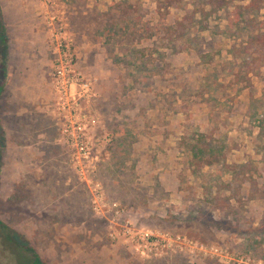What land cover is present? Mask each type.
Returning a JSON list of instances; mask_svg holds the SVG:
<instances>
[{"label":"rangeland","instance_id":"obj_1","mask_svg":"<svg viewBox=\"0 0 264 264\" xmlns=\"http://www.w3.org/2000/svg\"><path fill=\"white\" fill-rule=\"evenodd\" d=\"M113 1L0 0V264H32L31 247L45 264H264V63L250 86L232 82L247 69L225 51L232 7L204 33L224 49L205 73L224 84L190 125L175 101L193 95L203 65L179 53L172 73L144 86L85 18ZM57 35L77 54L67 88L54 76ZM206 123L228 165L195 174L176 147Z\"/></svg>","mask_w":264,"mask_h":264},{"label":"trees","instance_id":"obj_2","mask_svg":"<svg viewBox=\"0 0 264 264\" xmlns=\"http://www.w3.org/2000/svg\"><path fill=\"white\" fill-rule=\"evenodd\" d=\"M229 7H232V10L225 18L224 32L228 34L227 37L234 38V43L225 51L228 55L232 54L235 59L246 61V71H237L232 79V82H245L241 88H246L251 84L248 74L257 72L256 70L264 63V13L261 15L264 0H154L152 9L143 7L139 1L114 0L108 10H92L85 18L90 20L94 18L97 26L95 33L109 42L108 44L112 43L110 48L116 63L119 66L122 63H131L139 75H143L139 82L147 87L152 85L153 89L158 78L164 73H172L175 68L169 59L171 56L189 51L195 53L205 68L202 73L205 78L200 85L193 87L191 91L193 95L184 97L179 93L180 99L176 98L175 101L178 109L174 111L185 114V120H191V125L193 119L195 121L197 118L194 116L193 107L204 100L207 101L205 98L209 97L205 96H213L218 87L224 84L217 85L210 80V75L205 73L215 70L213 63L217 56L223 55L224 49L216 50V45L213 46L212 41H209L204 33L209 31L210 19ZM173 8L181 10L182 16H173L171 13ZM0 39L3 45L8 44V33L1 7ZM114 52H117V55ZM219 78L221 77L217 75L215 82H218ZM183 86L184 93L188 88V82ZM220 94L228 96L227 93ZM193 96H200L202 100L198 101L194 99L195 97L192 98ZM204 117L205 122L209 124L210 113L206 111L201 118ZM209 125L191 136L184 133L176 147L188 157V168L195 174L200 173L205 167L228 165L226 149L228 145L214 138L212 127ZM183 126L187 127L186 124ZM0 225L8 228L1 219ZM29 250L32 252L30 259L32 264H45L37 250L32 247Z\"/></svg>","mask_w":264,"mask_h":264},{"label":"built area","instance_id":"obj_3","mask_svg":"<svg viewBox=\"0 0 264 264\" xmlns=\"http://www.w3.org/2000/svg\"><path fill=\"white\" fill-rule=\"evenodd\" d=\"M57 41L54 76L57 77L58 81L61 80L60 83L63 88H67L68 83L72 79L71 75L75 70L77 54L71 47L72 42L70 37L65 38L64 36L62 38L57 35ZM62 46H65L66 50H63Z\"/></svg>","mask_w":264,"mask_h":264}]
</instances>
